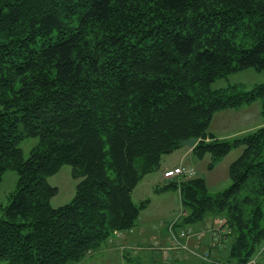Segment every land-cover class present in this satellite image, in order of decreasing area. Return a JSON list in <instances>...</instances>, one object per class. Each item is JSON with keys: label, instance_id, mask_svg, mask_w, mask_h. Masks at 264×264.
<instances>
[{"label": "trees", "instance_id": "16d2710c", "mask_svg": "<svg viewBox=\"0 0 264 264\" xmlns=\"http://www.w3.org/2000/svg\"><path fill=\"white\" fill-rule=\"evenodd\" d=\"M246 69L264 71V0H0V182L17 173L0 261L79 264L136 226L148 204L133 202L137 184L195 138L192 153L213 162L244 148L223 192L195 173L161 188L179 192L176 225L221 219L227 261L249 262L264 244V83L212 87ZM256 99L259 128L208 131L214 113ZM64 165L79 182L53 208L47 178Z\"/></svg>", "mask_w": 264, "mask_h": 264}, {"label": "rangeland", "instance_id": "374dc122", "mask_svg": "<svg viewBox=\"0 0 264 264\" xmlns=\"http://www.w3.org/2000/svg\"><path fill=\"white\" fill-rule=\"evenodd\" d=\"M261 83H264V71L246 69L216 80L212 87L219 89L237 86L240 91H249L255 85ZM260 111L259 99L238 108L220 110L213 114L208 131L218 140L231 141L240 138L248 131L257 129L263 124ZM36 143L37 139L27 138L20 144L24 157L28 156L30 149ZM243 148V146L233 147L220 160L215 162L212 161L210 153H205L202 158H197L192 153L186 157L182 164L186 168H192L195 176L204 179L210 194L220 193L230 186L229 167L240 156ZM189 150L191 149L187 147H179L164 155L160 163L161 168L146 174L133 191L132 200L135 204L148 201L147 207L140 212L136 222V227L140 225L145 228L147 237L142 238L144 240H139V243L134 245V249L129 250L128 254H124L123 259L117 253L108 260H100L99 258L96 262L93 261L89 264H232L227 261L229 254L228 240H221L219 231L223 221L218 222L219 218L217 217L213 218L208 215L204 221L196 223V226L193 224L183 227V230H188L190 236L200 234L195 232L193 228L203 225L205 232H209H206L202 238L206 237L211 240L213 247H208V245L205 249H203L204 246L202 249L196 247V250L205 259L200 260L190 256L189 250L194 247L187 245V249H182L177 244L172 245L171 238H168V242L164 243L154 239L155 233L158 234L159 232L167 233L171 237L169 226L177 221L179 222L182 213L179 192L172 189L161 190L166 185L164 179H162L163 177L161 178L162 166L179 163L182 153ZM16 181L17 173L13 170L6 171L2 176L0 182V217L2 216L1 208L7 205V196L14 190ZM47 182L57 189L56 194L50 199V206L58 208L68 204L73 199L79 180L73 178L71 167L64 165L56 174L49 176ZM207 220L209 222L206 223ZM172 231L176 236H179L182 228L175 226ZM187 237L188 235L185 238ZM180 258L181 260L178 261L177 259ZM250 261L251 264H264V244ZM0 264L7 263L6 261H0ZM79 264L84 263L80 262Z\"/></svg>", "mask_w": 264, "mask_h": 264}, {"label": "crops", "instance_id": "0c3cea01", "mask_svg": "<svg viewBox=\"0 0 264 264\" xmlns=\"http://www.w3.org/2000/svg\"><path fill=\"white\" fill-rule=\"evenodd\" d=\"M190 154H192L191 150L186 151V152L182 153V156H181L182 158H181V161L179 163H176L173 165L162 166V173L161 174H163V172L166 170L174 169L176 167L186 168L182 163H184V160H186V157H188ZM159 168H161V166ZM189 169H192V168H189ZM161 178H162V175H161ZM163 181L166 183V185L169 183L168 181H165V180H163ZM132 195H133V193H132ZM221 221H222L221 219H218V222H221ZM205 222L207 223V222H209V220H207ZM211 223H213V222H211ZM194 226H196V224H194ZM204 229H205L204 225L201 227L193 228V230L195 232H198L200 234H201V232H203V233L201 235L200 234H196V235L193 234L192 236H190L188 238L181 239V246H183L185 248H188L187 245L194 247V248L190 249L189 251H193V252H195V254L194 255L190 254V256L198 258L200 260L203 259V258H201L202 255H200V253L196 249L197 248L202 249L203 246H204L203 249H205L207 247V245H208V247H213V245L211 244V242H212L211 240H209L206 237L202 238V236H204V234L207 232V231L205 232ZM220 230H223V229H220ZM199 231H201V232H199ZM207 233H209V232H207ZM220 233H221V240L222 239L227 240L223 236L221 231H220ZM156 234L157 233H155V235H154V239L159 240L161 243H164L166 241L168 242V240H169L168 238H171L167 233H164V232H159L157 235ZM145 237H147V233L145 231V228L140 226V225H139V227L135 226L131 231L122 232L121 234H119L118 237L115 236L114 238H112L109 242H107L105 245H103L97 252H94L92 255H89L82 262L84 264L86 262H87L86 264H89L93 261L96 262L99 258H100V260L101 259L102 260L103 259L108 260L111 257L115 256V254H117V253H119L120 257L123 259L124 254H128V251L134 249V247H135L134 245L136 243H139V240H144L142 238H145ZM195 255H198V256H195ZM177 260L180 261L181 258L177 259Z\"/></svg>", "mask_w": 264, "mask_h": 264}, {"label": "built area", "instance_id": "2783aa9c", "mask_svg": "<svg viewBox=\"0 0 264 264\" xmlns=\"http://www.w3.org/2000/svg\"><path fill=\"white\" fill-rule=\"evenodd\" d=\"M193 176L194 175V171L192 170H187V169H184V168H175L173 170H167L163 173V177L165 179H172L174 177H178V176ZM181 237H184L185 234L184 233H181L180 234ZM173 237V240H174V243L177 242V239L174 235H172Z\"/></svg>", "mask_w": 264, "mask_h": 264}, {"label": "water", "instance_id": "95a60500", "mask_svg": "<svg viewBox=\"0 0 264 264\" xmlns=\"http://www.w3.org/2000/svg\"><path fill=\"white\" fill-rule=\"evenodd\" d=\"M197 139L195 138H190V139H187V140H184V141H181L178 145V148L179 147H187L189 149H193L195 147V145L197 144ZM170 152H172V150H170Z\"/></svg>", "mask_w": 264, "mask_h": 264}]
</instances>
